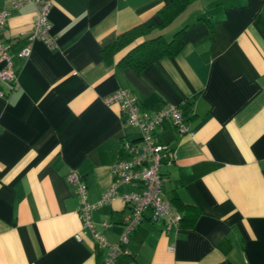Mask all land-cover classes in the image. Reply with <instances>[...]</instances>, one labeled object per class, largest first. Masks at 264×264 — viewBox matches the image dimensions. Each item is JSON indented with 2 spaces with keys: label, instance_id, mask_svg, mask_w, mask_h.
<instances>
[{
  "label": "crops",
  "instance_id": "1",
  "mask_svg": "<svg viewBox=\"0 0 264 264\" xmlns=\"http://www.w3.org/2000/svg\"><path fill=\"white\" fill-rule=\"evenodd\" d=\"M169 1L53 0L57 47L35 39L27 57L14 55L16 84L0 81L8 91L0 97V264H101L65 175L77 172L90 203L111 184L120 139L138 138L118 105L104 102L119 88L143 109L179 105L191 133L167 121L157 129L174 151L160 170L179 227L143 220L115 264H264V0H193L147 35L183 29L181 48L141 72L117 62L142 37L102 58L119 33L158 24ZM9 7L0 0V10ZM35 18L31 3L10 11L2 38L12 54L28 44ZM129 214L117 196L91 211L92 226L118 242Z\"/></svg>",
  "mask_w": 264,
  "mask_h": 264
},
{
  "label": "built area",
  "instance_id": "2",
  "mask_svg": "<svg viewBox=\"0 0 264 264\" xmlns=\"http://www.w3.org/2000/svg\"><path fill=\"white\" fill-rule=\"evenodd\" d=\"M9 8L0 10V81L13 87L17 82V73L13 68V57H27L31 52V42L39 39L49 48L57 47L55 37L50 31L48 19L53 0H7ZM26 3L34 5L36 18L32 25L29 42L16 54L9 50L10 46L2 38V32L11 10ZM0 87V97L7 95ZM106 104H117L125 122L138 131L137 139L122 137L118 146V157L111 167L112 182L105 188L96 203L87 200L86 187L76 171L70 170L65 180L73 185L78 196V215L85 229H90L98 251L103 256L101 264H115L116 258L127 253L121 247L126 244L132 231L143 220L151 222L163 221L166 229L178 228L181 213L165 195L164 177L160 170L163 157L167 162L174 159L173 149L162 143L157 136V129L163 121L174 127L179 135L191 133L184 120V115L177 104L163 103L150 109H143L137 99L127 88H119L104 98ZM128 184L134 187L127 192H118L117 188ZM119 196L129 206L130 214L123 219V230L118 242H108L100 231L92 226L91 211L100 204ZM103 221L101 226L108 227Z\"/></svg>",
  "mask_w": 264,
  "mask_h": 264
},
{
  "label": "trees",
  "instance_id": "3",
  "mask_svg": "<svg viewBox=\"0 0 264 264\" xmlns=\"http://www.w3.org/2000/svg\"><path fill=\"white\" fill-rule=\"evenodd\" d=\"M192 1L170 0L159 9L158 16L160 22L158 24L140 23L119 33L114 40L101 48L102 58L105 61H109L114 53L130 45V43L140 37L143 38L142 41L132 46L121 56L117 62L118 66L129 67L136 72H141L159 57L174 55L182 46L181 34L183 29L174 32L170 39H165L162 34L153 37H147V35L155 27L160 28L168 25Z\"/></svg>",
  "mask_w": 264,
  "mask_h": 264
},
{
  "label": "rangeland",
  "instance_id": "4",
  "mask_svg": "<svg viewBox=\"0 0 264 264\" xmlns=\"http://www.w3.org/2000/svg\"><path fill=\"white\" fill-rule=\"evenodd\" d=\"M170 37H168V39H169Z\"/></svg>",
  "mask_w": 264,
  "mask_h": 264
}]
</instances>
